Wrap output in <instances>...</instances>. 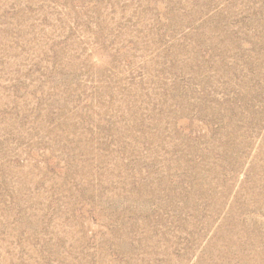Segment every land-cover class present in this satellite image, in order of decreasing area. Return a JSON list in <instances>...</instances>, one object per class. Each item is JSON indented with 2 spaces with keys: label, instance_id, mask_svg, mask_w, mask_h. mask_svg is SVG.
<instances>
[{
  "label": "rangeland",
  "instance_id": "1",
  "mask_svg": "<svg viewBox=\"0 0 264 264\" xmlns=\"http://www.w3.org/2000/svg\"><path fill=\"white\" fill-rule=\"evenodd\" d=\"M0 264H264V0H0Z\"/></svg>",
  "mask_w": 264,
  "mask_h": 264
}]
</instances>
